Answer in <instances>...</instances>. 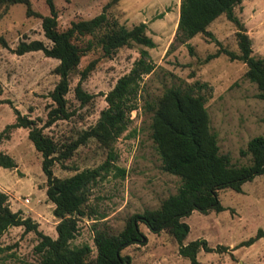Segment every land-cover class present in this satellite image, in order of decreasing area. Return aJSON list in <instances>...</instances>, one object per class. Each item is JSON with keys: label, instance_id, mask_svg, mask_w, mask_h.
Here are the masks:
<instances>
[{"label": "rangeland", "instance_id": "rangeland-1", "mask_svg": "<svg viewBox=\"0 0 264 264\" xmlns=\"http://www.w3.org/2000/svg\"><path fill=\"white\" fill-rule=\"evenodd\" d=\"M30 1L31 10L37 16L28 17L24 6L14 5L0 19V36L7 43V48L0 45V132L14 123V110L43 126L54 106L49 96L59 81L54 74L59 62L42 52L20 56L14 53L20 42L41 41L51 46L41 25V17L49 15L46 1ZM179 3L180 0H54L60 31L66 30L72 22L98 16L109 5L106 14L119 25L131 29L140 23L147 24L146 34L155 43L154 49L138 45L123 47L110 57H105L99 48L87 52L71 76L65 96L68 110L74 111V116L59 120L43 131L63 143L75 140L82 131L94 126L100 112L106 108L105 95L130 71L139 57V50L148 51L155 69L143 77L137 109L130 113L129 128L114 144L113 167L103 180L91 187L88 215L78 223L79 233L74 244L91 246L92 257L95 255L93 225L116 235L130 216L157 209L179 188V179L161 170V161L150 136L151 115L145 112L146 101L159 97L172 85L207 84L205 107L211 131L217 135L219 153L228 155L236 165L249 164L250 157H241L240 150L245 149L252 138L264 137V104L257 97L256 86L244 77L246 66L240 61H231L223 53L207 60L219 50L239 52L236 27L220 16L207 28L219 45L203 35L191 39L190 47L175 43ZM234 13L251 40L252 55L264 58V0H243ZM89 39L86 37L78 44L83 47ZM92 62L94 67L82 87L93 99L81 106L74 88L80 73ZM0 154H7L16 163V168L11 170L0 167V192L8 196L10 210L30 218L42 234L56 238L57 219L53 215L54 206L45 195L42 157L28 140L27 131L13 130L9 139L0 143ZM106 160L107 151L89 141L63 166L55 163L52 171L57 178H67L96 168ZM115 167L123 169L124 174ZM241 189L240 193L231 189L217 193L223 211H211L206 215L194 211L183 219L189 227L184 244L205 240L211 249L198 252V264H264V237L249 246H241L255 238L259 231L264 233V174L245 182ZM139 229L144 244L130 246L121 252L132 258V264H191L179 255L178 244L168 233L154 234L143 224ZM37 243L36 233H25L22 227L8 228L0 236V264H36L38 256L34 248Z\"/></svg>", "mask_w": 264, "mask_h": 264}, {"label": "trees", "instance_id": "trees-1", "mask_svg": "<svg viewBox=\"0 0 264 264\" xmlns=\"http://www.w3.org/2000/svg\"><path fill=\"white\" fill-rule=\"evenodd\" d=\"M45 1L49 15L41 17V25L51 46L48 47L41 41L20 42L14 53L20 56L42 52L46 57L59 62L54 69L59 81L49 96L54 106L49 110L43 126H38L35 120L14 110L15 121L0 132V143L8 140L13 130L27 131L28 140L42 157L41 169L46 178L45 195L54 206L53 215L57 219L56 238L39 232L37 224L28 217H22L20 212H12L8 196L3 192H0V236L10 227H22L25 233H36V264H132V258L121 252L130 246L144 244V236L139 229V225L143 224L154 234L162 231L168 233L178 244L179 255L188 259L191 264H198V252H208L211 249L205 240L184 244L189 227L183 219L194 211L205 215L211 211H223L217 197L219 191L231 189L240 193L245 182L264 174V137L252 138L246 148L240 150L241 157H250V163L236 165L228 155L219 153L217 135L211 131L205 107L207 84L194 82L172 85L164 89L159 97L146 101L145 112L151 115L150 136L161 161V170L177 177L180 181L179 188L176 194L163 200L157 209L130 216L116 235L109 233L106 228L93 225L95 255L92 257L91 246L74 244L79 233L78 223L88 215L91 187L103 180L113 167L111 162L116 160L114 144L129 128L130 113L137 109L143 77L155 69L148 51L139 50V57L130 71L119 78L105 95L106 108L100 112L94 126L82 131L75 140L63 143H58L43 131L59 120H69L74 116L75 112L68 110L65 96L69 91L70 78L87 52L99 48L105 57H110L123 47L138 45L154 49L155 43L146 34L147 24L140 23L127 29L106 14L109 5L98 16L72 22L66 30L60 31L54 0ZM242 2L243 0H180L174 42L188 46V42L195 36L203 35L219 45L220 42L207 28L220 16H224L237 29L235 36L239 52L219 50L207 60L215 59L223 53L231 61L242 62L247 68L245 79L256 86L257 97L264 104V58L252 55L251 40L234 13ZM14 5L24 6L28 17L37 16L31 10L30 0H0V19ZM86 37L90 39L81 47L78 43ZM0 45L7 48V43L1 36ZM94 64L92 62L80 73V80L74 88L75 97L81 106L88 105L93 99L92 95L84 91L82 82L88 77ZM262 122L264 123V118ZM89 141H94L98 147L107 151V160L96 168L82 170L67 178L55 177L52 171L54 164L63 166L79 147L87 145ZM0 167L11 170L16 168V163L7 154H0ZM115 169L124 174L123 169ZM261 237H264V233L259 231L255 238L241 246H249Z\"/></svg>", "mask_w": 264, "mask_h": 264}, {"label": "crops", "instance_id": "crops-1", "mask_svg": "<svg viewBox=\"0 0 264 264\" xmlns=\"http://www.w3.org/2000/svg\"><path fill=\"white\" fill-rule=\"evenodd\" d=\"M178 14H179V9H178ZM177 22H178V17H177ZM176 25H177V23H176Z\"/></svg>", "mask_w": 264, "mask_h": 264}]
</instances>
